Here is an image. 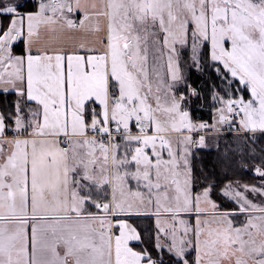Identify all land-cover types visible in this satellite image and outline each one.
I'll return each mask as SVG.
<instances>
[{"label":"snow or ice","instance_id":"1","mask_svg":"<svg viewBox=\"0 0 264 264\" xmlns=\"http://www.w3.org/2000/svg\"><path fill=\"white\" fill-rule=\"evenodd\" d=\"M0 264H264V0H0Z\"/></svg>","mask_w":264,"mask_h":264}]
</instances>
